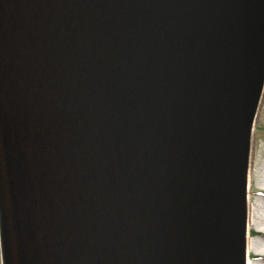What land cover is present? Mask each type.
Listing matches in <instances>:
<instances>
[{
	"label": "water",
	"instance_id": "water-1",
	"mask_svg": "<svg viewBox=\"0 0 264 264\" xmlns=\"http://www.w3.org/2000/svg\"><path fill=\"white\" fill-rule=\"evenodd\" d=\"M264 0H0L7 264H243Z\"/></svg>",
	"mask_w": 264,
	"mask_h": 264
},
{
	"label": "bare ground",
	"instance_id": "bare-ground-1",
	"mask_svg": "<svg viewBox=\"0 0 264 264\" xmlns=\"http://www.w3.org/2000/svg\"><path fill=\"white\" fill-rule=\"evenodd\" d=\"M260 101V100H259ZM259 104V102H258ZM258 107V105H257ZM256 111L254 113V116ZM253 122L250 126L249 136L253 134ZM251 151L252 146L249 142L247 157L245 163V179H244V231H243V264H264V156L260 163H262V178L258 182V187L261 189L257 194L260 196L256 198L254 204L251 205L250 191H251ZM251 213V219L249 216ZM250 229L255 231V235L251 237ZM263 241L262 244L259 241ZM253 253L257 255L252 260L249 255ZM0 264H7L6 251L4 245L3 226H2V200L0 196Z\"/></svg>",
	"mask_w": 264,
	"mask_h": 264
},
{
	"label": "rangeland",
	"instance_id": "rangeland-1",
	"mask_svg": "<svg viewBox=\"0 0 264 264\" xmlns=\"http://www.w3.org/2000/svg\"><path fill=\"white\" fill-rule=\"evenodd\" d=\"M260 95V101L258 107L256 109V114L254 116V123H253V134L251 136V191H250V200L251 205L255 203L256 198L260 197L257 193L261 191L258 187V182L261 180L262 174V160L264 156V84ZM251 219V213L249 216V220ZM250 235L253 237L255 235V231L250 229ZM263 241H259L262 244ZM257 255L250 253L249 257L254 260Z\"/></svg>",
	"mask_w": 264,
	"mask_h": 264
}]
</instances>
